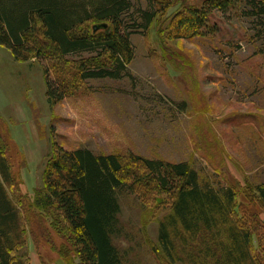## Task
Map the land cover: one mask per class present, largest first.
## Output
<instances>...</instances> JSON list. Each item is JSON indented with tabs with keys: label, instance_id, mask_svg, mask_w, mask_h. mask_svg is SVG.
<instances>
[{
	"label": "rangeland",
	"instance_id": "1",
	"mask_svg": "<svg viewBox=\"0 0 264 264\" xmlns=\"http://www.w3.org/2000/svg\"><path fill=\"white\" fill-rule=\"evenodd\" d=\"M149 1L133 2L136 9L147 10ZM160 1L172 5L146 33L131 36L135 57L126 76L90 79L78 96L54 105L46 96L47 62L19 61L0 45V118L9 131L10 160L19 177L8 192L26 224L18 252L26 264H82L53 230L51 214L32 204L43 187L54 143L97 156L132 152L188 163L203 187L236 191L240 216L252 206L254 188L264 185L260 18L248 14L246 4H237L227 13L214 11L203 35L184 37L174 28L175 13L205 0ZM138 22L143 24L140 17ZM115 196L120 210L110 236L122 264H225L219 242L227 241L216 229L203 228L190 238L180 227L187 238L172 234L175 253L169 257L164 252L159 233L160 223L173 213L169 194L124 186ZM257 208L253 252L264 264V210ZM59 247L70 260L60 257Z\"/></svg>",
	"mask_w": 264,
	"mask_h": 264
},
{
	"label": "trees",
	"instance_id": "2",
	"mask_svg": "<svg viewBox=\"0 0 264 264\" xmlns=\"http://www.w3.org/2000/svg\"><path fill=\"white\" fill-rule=\"evenodd\" d=\"M133 1L0 0V45L19 61L47 62L46 96L54 105L78 96L90 79H121L128 74L135 57L131 36L146 33L172 5L150 0L149 9L141 10ZM237 4H246L248 14L260 18L264 39V0H205L176 12L174 28L184 37L203 35L214 11L227 13ZM10 141L0 118V264H26L18 257L26 224L8 192L19 180L10 160ZM124 186L132 192L145 187L172 197L173 213L160 223L159 233L169 257L175 253L172 234L185 240L181 233L195 238L206 228L225 236L227 242H219L225 264H259L253 235L259 228L257 207L264 210V185L254 188L253 204L240 216L234 189L203 187L198 173L185 162L132 152L126 157L97 156L88 149L66 150L54 143L43 187L35 192L32 204L51 214L53 230L70 243L82 264H122L110 234L120 210L115 190ZM56 251L70 260L62 247Z\"/></svg>",
	"mask_w": 264,
	"mask_h": 264
}]
</instances>
